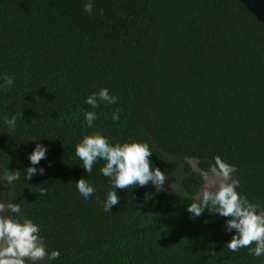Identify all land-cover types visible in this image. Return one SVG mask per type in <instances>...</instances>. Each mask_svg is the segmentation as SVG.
<instances>
[{
    "label": "trees",
    "instance_id": "1",
    "mask_svg": "<svg viewBox=\"0 0 264 264\" xmlns=\"http://www.w3.org/2000/svg\"><path fill=\"white\" fill-rule=\"evenodd\" d=\"M86 3L0 0V83L15 79L0 89V166L20 175L9 203L60 251L49 264H264L248 248L229 251L231 217L186 210L217 156L237 168V191L264 208V0H93L91 14ZM102 88L118 102L101 103L88 128L84 101ZM5 116L17 117L14 130ZM95 132L148 143L152 166L179 193L117 189L120 203L104 211V161L88 175L75 155ZM37 144L47 158L28 180ZM81 178L96 188L90 199L77 191Z\"/></svg>",
    "mask_w": 264,
    "mask_h": 264
},
{
    "label": "clouds",
    "instance_id": "2",
    "mask_svg": "<svg viewBox=\"0 0 264 264\" xmlns=\"http://www.w3.org/2000/svg\"><path fill=\"white\" fill-rule=\"evenodd\" d=\"M93 9V0H87L84 11L91 14ZM14 83V77L5 76L0 83V89L11 88ZM84 102L93 109L84 113L87 127L92 128L98 119L95 109H98L101 103L114 105L118 98L111 95L107 88H102L99 92L87 96ZM112 120L114 122L120 120L119 111L113 113ZM3 122L9 129L14 130L17 117L5 116ZM47 152L46 146L36 145L28 157L32 166L27 168L26 179L31 180L37 174L38 169L35 166L47 158ZM152 154L148 143H112L107 136L99 132L84 136L75 148V155L83 162L82 168L88 175L92 173L95 164L104 161L100 173L108 178L112 189L103 203L106 212H111L112 208L120 203L117 189L152 184L157 191L163 190L166 176L152 166L150 160ZM215 165L213 171L221 178L219 183L214 180L207 182L195 197V202L187 206V212L193 217H199L211 208L221 217H231L225 224L226 232L233 233L235 230V234L227 243L229 251L238 252L242 248H248L250 255L257 258L264 256V208L250 202L237 191L240 182L234 178L237 172L235 166L224 162L219 156L215 157ZM44 171L40 168L39 174L43 175ZM3 178L10 183L20 179V175H4ZM76 188L80 196L86 200L96 193V188L84 178L76 182ZM5 211L12 215L5 217L3 215ZM40 231L38 224L23 216L20 204L0 203V264H39L41 261L49 264L60 259L59 250L51 252L47 250ZM253 244L254 248L251 247Z\"/></svg>",
    "mask_w": 264,
    "mask_h": 264
},
{
    "label": "rangeland",
    "instance_id": "3",
    "mask_svg": "<svg viewBox=\"0 0 264 264\" xmlns=\"http://www.w3.org/2000/svg\"><path fill=\"white\" fill-rule=\"evenodd\" d=\"M190 164L193 167V170H195L196 172H200L199 168H198V162L197 161H190ZM204 178H205V184L207 182H211V181H216L217 183H219L220 181V177L216 175V173L212 170L210 174H204L202 173ZM4 172L0 169V203H4L5 205H7L9 203V191H8V182L6 179L3 178L4 176ZM173 185V187H172ZM161 191H168V192H173V193H179L180 188L177 185V183L173 182L171 179L166 178L165 183L163 185V190ZM3 215L5 217H10L11 213L9 211H5L3 213ZM39 264H44L42 261L39 262Z\"/></svg>",
    "mask_w": 264,
    "mask_h": 264
},
{
    "label": "water",
    "instance_id": "4",
    "mask_svg": "<svg viewBox=\"0 0 264 264\" xmlns=\"http://www.w3.org/2000/svg\"><path fill=\"white\" fill-rule=\"evenodd\" d=\"M0 169H1V166H0ZM2 170V169H1Z\"/></svg>",
    "mask_w": 264,
    "mask_h": 264
},
{
    "label": "flooded vegetation",
    "instance_id": "5",
    "mask_svg": "<svg viewBox=\"0 0 264 264\" xmlns=\"http://www.w3.org/2000/svg\"><path fill=\"white\" fill-rule=\"evenodd\" d=\"M205 186V185H204Z\"/></svg>",
    "mask_w": 264,
    "mask_h": 264
}]
</instances>
